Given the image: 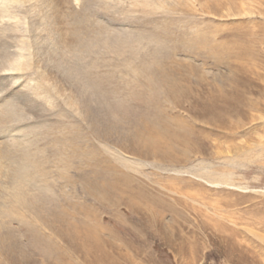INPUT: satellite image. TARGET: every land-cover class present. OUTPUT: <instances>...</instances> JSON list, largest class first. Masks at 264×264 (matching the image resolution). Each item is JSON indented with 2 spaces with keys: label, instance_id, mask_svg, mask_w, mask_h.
<instances>
[{
  "label": "rangeland",
  "instance_id": "1",
  "mask_svg": "<svg viewBox=\"0 0 264 264\" xmlns=\"http://www.w3.org/2000/svg\"><path fill=\"white\" fill-rule=\"evenodd\" d=\"M140 1L0 0V264H264V0Z\"/></svg>",
  "mask_w": 264,
  "mask_h": 264
},
{
  "label": "bare ground",
  "instance_id": "2",
  "mask_svg": "<svg viewBox=\"0 0 264 264\" xmlns=\"http://www.w3.org/2000/svg\"><path fill=\"white\" fill-rule=\"evenodd\" d=\"M12 1H24L25 3L27 2V1H31V0H6V2H4L5 4H6V9H7V7L9 6V4L12 2ZM37 1H42V0H37ZM139 1V0H138ZM146 0H141L139 3H143L144 5H146L147 3L145 2ZM154 1V0H153ZM152 1V2H153ZM9 2V3H8ZM91 2V1H90ZM90 2H87V3H90ZM94 2V1H93ZM14 3V2H13ZM92 3V2H91ZM138 3V2H137ZM86 5V4H85ZM159 5V4H158ZM1 6V5H0ZM2 8V7H1ZM4 10V9H3ZM3 10L1 9V11H0V15H1V13L3 12ZM87 14V13H86ZM84 15V14H83ZM16 59V58H15ZM21 60V59H20ZM15 62H18L17 60H15ZM11 65H14V68L15 67H17L18 66V68H25L26 67V65H27V62L26 61H20V62H18V63H12ZM16 65V66H15ZM25 65V66H24ZM20 66H22V67H20ZM13 68V67H12ZM13 68V69H14ZM18 68H17V70H18ZM11 69V68H10ZM28 81L27 82H25V83H22L20 86L21 87H27L28 86ZM9 112V111H8ZM5 114V113H4ZM7 118H8V114H7V116H6ZM4 118V117H3ZM157 130V129H156ZM157 135V134H156ZM147 144V143H146ZM110 164V163H109ZM113 167H116V166H113ZM106 172V171H105ZM107 180V179H106ZM117 181V180H116ZM86 228H88V227H85V229ZM83 229H81V228H79L77 225H75V224H73V223H68V231H71V234H70V239H71V241L72 240H78V239H81V241L83 240V241H89V239L91 238L92 239V237L91 236H93L91 233H87V234H85L83 231H82ZM92 241V240H91ZM72 242H74V241H72ZM88 243V242H87ZM92 247V246H91ZM95 256V255H94Z\"/></svg>",
  "mask_w": 264,
  "mask_h": 264
}]
</instances>
